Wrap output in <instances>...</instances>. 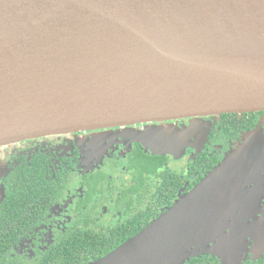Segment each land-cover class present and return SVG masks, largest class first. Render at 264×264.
<instances>
[{"label": "water", "instance_id": "water-1", "mask_svg": "<svg viewBox=\"0 0 264 264\" xmlns=\"http://www.w3.org/2000/svg\"><path fill=\"white\" fill-rule=\"evenodd\" d=\"M258 110L264 0H0V146L149 124L133 136L152 152L175 154L186 142L183 128L173 134L162 123ZM263 165L255 130L88 264H186L205 253L241 264L264 251V207L248 198L242 210L241 196Z\"/></svg>", "mask_w": 264, "mask_h": 264}, {"label": "flooded vegetation", "instance_id": "flooded-vegetation-1", "mask_svg": "<svg viewBox=\"0 0 264 264\" xmlns=\"http://www.w3.org/2000/svg\"><path fill=\"white\" fill-rule=\"evenodd\" d=\"M162 124L173 134L183 128L186 142L175 154L152 152L133 136L149 124L1 145L0 264L96 261L190 191L251 132L261 131L264 141V110ZM256 174L241 195L242 210L250 207L248 198L264 207V165ZM194 258V264H221L206 253ZM241 264H264V251L248 253Z\"/></svg>", "mask_w": 264, "mask_h": 264}, {"label": "trees", "instance_id": "trees-1", "mask_svg": "<svg viewBox=\"0 0 264 264\" xmlns=\"http://www.w3.org/2000/svg\"><path fill=\"white\" fill-rule=\"evenodd\" d=\"M136 231H138L137 228H136L131 234H129V235L135 234ZM111 248H112V247H111ZM111 248H107L106 250L101 251V253L105 254L106 252L110 251ZM89 253H90V248H88V249L85 248V249H84V254L86 255V254H89ZM197 260H198V259L194 258V259H192L191 261L187 262L186 264H194V263H196ZM80 264H84V263H80Z\"/></svg>", "mask_w": 264, "mask_h": 264}]
</instances>
